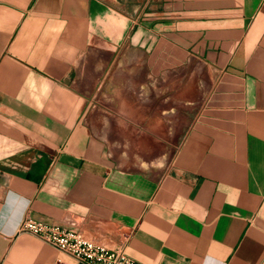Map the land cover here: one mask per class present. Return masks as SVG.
Here are the masks:
<instances>
[{
    "label": "crops",
    "instance_id": "1",
    "mask_svg": "<svg viewBox=\"0 0 264 264\" xmlns=\"http://www.w3.org/2000/svg\"><path fill=\"white\" fill-rule=\"evenodd\" d=\"M26 215L264 264V0H0V264H79Z\"/></svg>",
    "mask_w": 264,
    "mask_h": 264
},
{
    "label": "built area",
    "instance_id": "2",
    "mask_svg": "<svg viewBox=\"0 0 264 264\" xmlns=\"http://www.w3.org/2000/svg\"><path fill=\"white\" fill-rule=\"evenodd\" d=\"M19 232L35 235L52 247L73 256L79 264H143L130 257L122 247L107 248L86 238L80 231L26 215Z\"/></svg>",
    "mask_w": 264,
    "mask_h": 264
}]
</instances>
